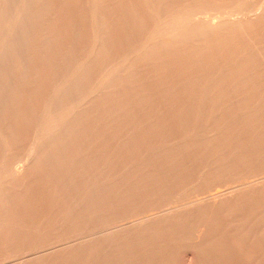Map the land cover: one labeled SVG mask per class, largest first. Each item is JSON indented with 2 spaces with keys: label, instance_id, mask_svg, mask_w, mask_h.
<instances>
[{
  "label": "bare ground",
  "instance_id": "6f19581e",
  "mask_svg": "<svg viewBox=\"0 0 264 264\" xmlns=\"http://www.w3.org/2000/svg\"><path fill=\"white\" fill-rule=\"evenodd\" d=\"M1 20L0 264H264V0Z\"/></svg>",
  "mask_w": 264,
  "mask_h": 264
},
{
  "label": "rangeland",
  "instance_id": "374dc122",
  "mask_svg": "<svg viewBox=\"0 0 264 264\" xmlns=\"http://www.w3.org/2000/svg\"><path fill=\"white\" fill-rule=\"evenodd\" d=\"M245 3H246V2H244V4H245ZM244 4H243V6L245 7L246 5H244ZM241 5H242V4H240L239 6L242 7ZM221 6H222V5H221ZM221 6H220V7H221ZM218 7H219V6H218ZM215 8H217V6H216ZM223 8H224V6L221 7V9H223ZM218 9H219V8H217L216 10H211V11H212V12L214 11V13H216V12H218ZM224 9H225V8H224ZM224 9H223V10H224ZM221 11H222V10H221ZM219 12H220V10H219ZM178 18H179V17H178ZM178 18H177V19L175 18V19L178 21ZM162 19L165 20L166 18H162ZM162 19H159V21H158L159 23H156L157 21H156L155 23L152 22L153 25H154V26H157V27H153V25L151 24L153 28L151 29V27H150V30H153L155 33L159 31V33H160V32H161L162 30H164V28L166 27V26L164 27L163 24L167 23L168 21H169L170 23L173 22L172 19H169V20L166 19L167 21H166V20H165L166 22L163 21L164 23L162 24V23H161V22H162ZM160 20H161V22H160ZM176 20H175V21H176ZM177 21H176V22H177ZM179 21H180V23L182 22V20H179ZM2 22H3V21L1 20L0 23H2ZM176 22H175L174 27H173V24H174V23H173V24H172V23H171V24L169 23V25L166 24V25L169 26V27H171L170 25H172V27H171V31H172V29L175 28L174 33H175V31H178V27H179V26L176 25V24H177ZM3 23H4V22H3ZM160 23H161V24H160ZM180 23H179L178 25H181V26H182V23H181V24H180ZM6 24H7V23H6ZM6 24H5V27H6ZM155 24H157V25H155ZM158 24H159V25H158ZM151 25H148V27L151 26ZM160 25H162V27H164V28H162V27L159 28ZM1 26L4 27V24H3V25L0 24V27H1ZM175 26L177 27V30H176V27H175ZM181 26H180V27H181ZM3 27H1L2 29H1V28H0V29L3 30V29H4ZM169 27H167V28L170 30ZM156 28H157V29H156ZM167 28H165V29H167ZM155 29H156L157 31H156ZM169 30H167V31L169 32ZM4 31H5V30H4ZM167 31H166V32H165V31H162V32H163L164 34H165V33L168 34ZM162 32H161V33H162ZM171 33H173V31H172ZM84 52H85V51H84ZM84 52H83V53H84ZM83 53H80V54H83ZM65 68H66V67H65ZM65 68H64V69H65ZM61 69H62V67H61ZM61 69H59V72H58V74H56V75H59V76H60V75H63V76H65L66 74H68V73L63 74L67 68H66L65 70L62 69V71H60ZM67 70H68V69H67ZM67 70H66V72H68ZM59 73H62V74H59ZM59 76H58V77H59ZM63 76H60L59 79H61V77L64 78ZM58 77H55V78L58 79ZM72 78H73V77H72ZM58 83H60V81H58ZM48 113H49L48 111H45V112H44V118H45V119L47 118V116L45 117V115H49L48 118H47L46 120H50V115L52 114L51 111H50L51 114H50V113L48 114ZM36 121H37V120H36ZM38 122H39V120H38ZM35 123H36V122H35ZM35 123H34V124H35ZM222 188H224V187H222ZM179 252H181V251H179ZM183 252H184V251H183ZM179 254H180L182 257L179 256V258H178V260H177L178 263H180V264H188V262H189L188 260H189V257H190V256L187 255V254H185V252H184V254H183L182 252L179 253ZM177 255H178V254H177ZM183 255H184L185 257H183Z\"/></svg>",
  "mask_w": 264,
  "mask_h": 264
}]
</instances>
